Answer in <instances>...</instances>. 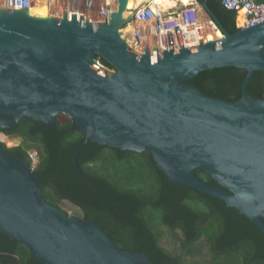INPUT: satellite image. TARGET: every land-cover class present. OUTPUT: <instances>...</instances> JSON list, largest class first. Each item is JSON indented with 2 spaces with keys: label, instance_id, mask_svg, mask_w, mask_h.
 Returning <instances> with one entry per match:
<instances>
[{
  "label": "water",
  "instance_id": "obj_1",
  "mask_svg": "<svg viewBox=\"0 0 264 264\" xmlns=\"http://www.w3.org/2000/svg\"><path fill=\"white\" fill-rule=\"evenodd\" d=\"M127 6L107 7L104 22L0 9V132L22 121L53 128L66 115L84 135L74 165L86 185L78 161L89 142L148 152L169 181L225 201L264 235V98L248 92L254 73L264 72V21L230 34L203 5L221 38L137 53L124 38ZM224 67L247 71L236 102L189 83ZM196 169L218 185L198 179ZM42 187L28 159L0 140V232L43 264H151L116 247L96 223L47 203Z\"/></svg>",
  "mask_w": 264,
  "mask_h": 264
},
{
  "label": "trees",
  "instance_id": "obj_2",
  "mask_svg": "<svg viewBox=\"0 0 264 264\" xmlns=\"http://www.w3.org/2000/svg\"><path fill=\"white\" fill-rule=\"evenodd\" d=\"M222 1L197 0L220 27L235 34L238 14L227 10ZM241 20L240 14V24ZM95 59L114 69L99 56ZM246 76L245 70L224 67L201 72L189 83L207 95L236 102L242 97ZM248 92L264 98V72L254 73ZM63 116L57 117L53 128L22 121L1 131L21 140L14 148L2 143L3 150L14 156L29 158L32 149H41L35 172L43 181L47 203L62 209L61 202L69 200L78 207V218L96 223L116 247L145 254L151 264H264V235L254 222L219 198L169 181L148 152L89 142L78 161L91 184L86 185L74 165L84 135L72 119ZM194 174L218 185L201 169ZM166 236L175 252L162 245ZM203 254L207 258L200 260ZM0 264L43 263L26 245L0 232Z\"/></svg>",
  "mask_w": 264,
  "mask_h": 264
},
{
  "label": "built area",
  "instance_id": "obj_3",
  "mask_svg": "<svg viewBox=\"0 0 264 264\" xmlns=\"http://www.w3.org/2000/svg\"><path fill=\"white\" fill-rule=\"evenodd\" d=\"M97 0H46L50 16L56 19H64V13H68V19L84 17L92 22H104L107 19V7L115 9L118 0H102L100 18L88 16L87 11L93 8ZM39 0H0V9L31 11ZM223 6L238 16L245 11V22L238 28H247L249 24L264 21V2L259 0H223ZM132 21L124 28V38L137 53H143L148 48V43L153 40V47L161 52L165 50L179 51L183 48L198 47L202 42L209 40L205 37L206 23L203 15L209 20L214 32L219 30L218 25L205 11L203 5L197 0H191V4L179 9L176 13L163 12L156 7L153 1L144 2L140 6L129 9ZM88 16V17H86ZM131 28V30H129ZM152 47V48H153Z\"/></svg>",
  "mask_w": 264,
  "mask_h": 264
},
{
  "label": "bare ground",
  "instance_id": "obj_4",
  "mask_svg": "<svg viewBox=\"0 0 264 264\" xmlns=\"http://www.w3.org/2000/svg\"><path fill=\"white\" fill-rule=\"evenodd\" d=\"M146 1H153L156 5V7L160 8V10H162L163 12H169V13H176L179 9L184 8L186 6H189L191 4V0H146ZM100 5V2H98ZM142 3H144L143 0H128V9L133 10L134 8L140 6ZM97 4V6H99ZM48 5L46 4V0H39V2L36 4V6L30 11V13L33 16L36 17H40V18H47L48 16H50V12H49V7H47ZM97 9V8H96ZM88 13L90 15H92L89 11ZM88 14V16H90ZM94 17L98 18L96 12L93 13ZM243 16V22H245V11H241L240 13ZM126 16H130L129 13H125ZM86 16V17H88ZM89 18V17H88ZM203 21L206 23V29H205V37L207 40H209V35L211 36V39L216 40L218 38H221V33L220 32H214L209 24V20L205 17V15H203ZM242 24V23H241ZM244 24V23H243ZM242 24V25H243ZM129 30H131V28H129ZM153 40H151L148 43V48L150 49L151 52H153ZM153 47V48H152Z\"/></svg>",
  "mask_w": 264,
  "mask_h": 264
},
{
  "label": "rangeland",
  "instance_id": "obj_5",
  "mask_svg": "<svg viewBox=\"0 0 264 264\" xmlns=\"http://www.w3.org/2000/svg\"><path fill=\"white\" fill-rule=\"evenodd\" d=\"M239 17L240 15L238 16V20H239ZM239 25H241L239 23ZM63 118L65 120H67V117L66 116H63ZM0 140L1 142H4L6 143V146L10 147L11 145H13V142L11 141L10 138H8V136H6L5 134L1 133L0 132ZM19 141V140H18ZM14 143H17V145H19V142H14ZM41 149L40 148H34L32 149L30 152L35 156L36 153L35 152H40ZM38 162V159L36 158L35 159V164ZM60 206L69 214V215H72V216H76V217H79L80 215V212H79V209L77 206H75L74 204H72L70 201H63L61 202ZM162 245L167 248L168 250H170L171 252H175L176 249L173 247L170 239H169V236H166L164 238V240L162 241ZM206 253V252H205ZM207 258V255H201L200 256V260H203V259H206Z\"/></svg>",
  "mask_w": 264,
  "mask_h": 264
},
{
  "label": "flooded vegetation",
  "instance_id": "obj_6",
  "mask_svg": "<svg viewBox=\"0 0 264 264\" xmlns=\"http://www.w3.org/2000/svg\"><path fill=\"white\" fill-rule=\"evenodd\" d=\"M3 133V132H2ZM6 135V134H5ZM7 136V135H6ZM8 137H10V136H8ZM13 142V145H11L10 147H8V148H14V147H19L20 145H21V140H13L12 141ZM14 142H19V145H17V143H14ZM36 153V155L34 156L31 152H29V158H27L28 159V161H29V163H30V161L33 163V166L31 165V163H30V165L32 166V168L35 170L36 169V166H37V164L39 163V161H40V156H39V152H35ZM26 158V157H25ZM38 159V162L35 164V159ZM66 200V199H65ZM64 200V201H65ZM66 201H69V200H66ZM61 210H63V208L61 209ZM64 211V210H63ZM81 219H84V218H81Z\"/></svg>",
  "mask_w": 264,
  "mask_h": 264
},
{
  "label": "crops",
  "instance_id": "obj_7",
  "mask_svg": "<svg viewBox=\"0 0 264 264\" xmlns=\"http://www.w3.org/2000/svg\"><path fill=\"white\" fill-rule=\"evenodd\" d=\"M143 1L146 2V0H143ZM98 2H100V5H99ZM97 4H98L99 6H97ZM102 5H103L102 0H97L96 2L93 3V8L89 10V12H90L92 15H90V14L88 13V11H87L86 14H89L90 17H94V14H93V13L96 12L97 15H95V16H98V18H100V15H101V10H100V9L102 8ZM47 7H48V6H47ZM96 8H97V9H96ZM48 10H49V9H48ZM48 17H49V16H48ZM242 19H243V16H242ZM237 22H239V20H238V16H237ZM241 23H242V24L244 23L243 20H241Z\"/></svg>",
  "mask_w": 264,
  "mask_h": 264
},
{
  "label": "clouds",
  "instance_id": "obj_8",
  "mask_svg": "<svg viewBox=\"0 0 264 264\" xmlns=\"http://www.w3.org/2000/svg\"><path fill=\"white\" fill-rule=\"evenodd\" d=\"M2 133V132H1ZM4 134V133H3ZM8 136V135H7ZM8 138H10L11 139V141H13V140H15V139H13V138H11V137H8ZM2 143H4V142H2ZM6 144V143H5Z\"/></svg>",
  "mask_w": 264,
  "mask_h": 264
}]
</instances>
